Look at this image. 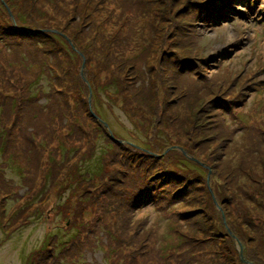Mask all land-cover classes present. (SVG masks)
Returning <instances> with one entry per match:
<instances>
[{
  "label": "rangeland",
  "instance_id": "374dc122",
  "mask_svg": "<svg viewBox=\"0 0 264 264\" xmlns=\"http://www.w3.org/2000/svg\"><path fill=\"white\" fill-rule=\"evenodd\" d=\"M223 1L0 0L50 37L0 28V264H264V0Z\"/></svg>",
  "mask_w": 264,
  "mask_h": 264
},
{
  "label": "trees",
  "instance_id": "16d2710c",
  "mask_svg": "<svg viewBox=\"0 0 264 264\" xmlns=\"http://www.w3.org/2000/svg\"><path fill=\"white\" fill-rule=\"evenodd\" d=\"M234 0H224L223 2V4H225L226 2L227 3H232ZM236 1V0H235ZM223 4L221 5L222 7H223ZM205 11H203L202 13H204ZM6 27V26H5ZM0 28H2L1 26H0ZM2 31H3V33H4V38L5 39H12V38H15V37H22V38H26V37H29V38H31V39H34V37H40V38H43V37H48V38H50L48 35H47V33H45L44 31H42V30H38V31H34V30H31V29H27V28H21L20 26H18L17 24H14L13 26H11L10 28H2L1 29ZM53 37H52V39H55V38H58V35H55V34H53L52 35ZM101 62V61H100ZM106 66V65H105ZM108 67H111V65L110 66H108ZM100 117H101V115L100 114H98ZM97 118V117H96ZM111 139V138H110ZM201 165V164H200ZM87 172H89V170L87 171ZM175 177L176 176H174L173 178H172V184H174L175 186H177L179 183H181V182H183V180L182 179H180L179 177H177L176 179H175ZM172 184H170L169 186L170 187H172L173 189H175V187H174V185H172ZM187 192H189V186H187L184 190H178V189H176L175 190V192L172 194L173 196L171 197V199H170V202H169V204L170 203H173V205L174 204H176L177 203V201H181V200H183L184 198H185V194L187 193ZM212 200L214 201V198H212ZM158 202V201H157ZM150 202H141V204H140V206H138V207H140V208H143L145 205H147V204H149ZM214 203H216V202H214ZM153 204H156V201L155 200H153ZM168 204V205H169ZM173 205H170V206H173ZM216 205H217V203H216ZM190 215V214H189ZM188 215V216H189ZM219 215H220V225H221V227H222V229H223V232H224V234H225V236H223V238H227V239H229V242L231 243V245L232 244H238V241H240L241 242V240H243V236H245V234H244V231L243 230H241L240 232V234H238L237 232H236V230L233 228V226H234V224H233V222H230V221H228V218H227V220L225 221V220H223V214L220 212L219 213ZM225 215H226V213H225ZM226 217H227V215H226ZM247 222H249V226L250 227H252L253 229L254 228H259V227H263L262 226V224H261V222H259V224H257L256 222H254V221H250V220H247ZM238 224V223H237ZM236 224V225H237ZM240 225H246V224H240ZM260 225V226H259ZM247 226V225H246ZM248 227V226H247ZM242 237V238H241ZM195 242H197L196 240H195ZM241 244H242V246H244L243 245V243L241 242ZM239 257V255L237 256V258ZM235 258H236V252H235V254H232V252H231V256L229 257V262H230V264H235ZM238 261L240 262V264H245V263H242L241 262V260H240V258H238ZM255 264L252 260H250V264Z\"/></svg>",
  "mask_w": 264,
  "mask_h": 264
},
{
  "label": "water",
  "instance_id": "95a60500",
  "mask_svg": "<svg viewBox=\"0 0 264 264\" xmlns=\"http://www.w3.org/2000/svg\"><path fill=\"white\" fill-rule=\"evenodd\" d=\"M214 201H216V199L214 198ZM219 209H220V207H219ZM238 245H239V248H240V257H241V259H242V261L243 262H246L245 260H244V256H243V246H242V244H241V242L240 241H238Z\"/></svg>",
  "mask_w": 264,
  "mask_h": 264
}]
</instances>
